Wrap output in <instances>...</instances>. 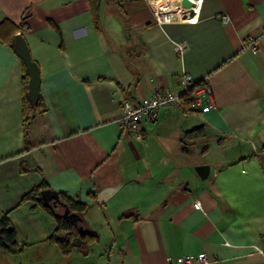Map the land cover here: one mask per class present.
Returning a JSON list of instances; mask_svg holds the SVG:
<instances>
[{"label": "crops", "instance_id": "0c3cea01", "mask_svg": "<svg viewBox=\"0 0 264 264\" xmlns=\"http://www.w3.org/2000/svg\"><path fill=\"white\" fill-rule=\"evenodd\" d=\"M154 1L0 0V218L22 247L0 250V264H167L200 253L264 264V0H191L161 24ZM17 34L44 107L26 133ZM250 37L256 54L242 49ZM183 74L206 82L213 107H162L136 140L113 93L133 104L178 94ZM197 127L203 136L187 140ZM41 183L86 205L95 242L63 254L50 240L54 217L21 201Z\"/></svg>", "mask_w": 264, "mask_h": 264}, {"label": "built area", "instance_id": "2783aa9c", "mask_svg": "<svg viewBox=\"0 0 264 264\" xmlns=\"http://www.w3.org/2000/svg\"><path fill=\"white\" fill-rule=\"evenodd\" d=\"M191 1V0H190ZM180 0H155L150 4L151 14L157 24L168 22L172 14H181L186 8L179 5ZM176 3V4H175ZM192 3V1H191ZM191 8V7H190ZM264 35V32L263 34ZM257 37L247 38L242 49L249 50L256 54L258 51ZM177 52H182L186 44L175 43ZM179 93L169 94L155 91L150 97L141 99L137 104H133L128 99H122L113 93V100L120 103L121 116L119 122L122 127L128 129L136 140H142L140 124L144 118L155 120L160 108L174 107L186 114H195L198 111L206 112L212 108L214 101L205 81L193 82L189 75L183 74L179 78ZM167 264H221L214 258H209L205 253L196 256H183L176 260L167 259Z\"/></svg>", "mask_w": 264, "mask_h": 264}, {"label": "trees", "instance_id": "16d2710c", "mask_svg": "<svg viewBox=\"0 0 264 264\" xmlns=\"http://www.w3.org/2000/svg\"><path fill=\"white\" fill-rule=\"evenodd\" d=\"M24 91L23 117L24 131L26 133L31 120L36 114L44 112V107L39 101L36 106L30 105L27 98V81L24 82ZM202 136L203 130L201 127L194 128L185 133V138L191 141ZM46 195H52L56 201L61 202L64 205L61 207L63 210L57 211L56 208L60 207L59 205L51 207V205H48L45 201H43V197ZM21 201H32L36 205L43 207V209L54 217L57 227L55 233L50 237V240L54 241L58 245L63 254L67 253L73 245L79 247L83 245L86 247L90 243L97 240V236L82 225L83 220L80 213L86 209V205L73 202L62 194L50 190L45 183H41L37 187L32 188L29 192L25 193ZM65 208L67 209V215L61 216ZM0 250L8 254H18L22 250V247H20L17 242L16 232L9 221L7 213H4L0 218Z\"/></svg>", "mask_w": 264, "mask_h": 264}, {"label": "water", "instance_id": "95a60500", "mask_svg": "<svg viewBox=\"0 0 264 264\" xmlns=\"http://www.w3.org/2000/svg\"><path fill=\"white\" fill-rule=\"evenodd\" d=\"M179 5H181V7L183 8L192 7V3L190 0H180ZM13 47L16 54L21 58L26 73L28 75V81H27L28 101L31 106H36L39 100V84H40L39 68L37 64L33 60H31L29 49L22 35L20 34L15 35L13 41ZM195 170L201 179H205L208 176L209 167L206 165L197 166ZM43 201H45L48 205H51V207H56V205H59L60 207L64 206L61 202L56 201V199L52 195L44 196ZM66 215H67V209L65 208L61 216H66ZM71 215L74 216L73 214Z\"/></svg>", "mask_w": 264, "mask_h": 264}, {"label": "bare ground", "instance_id": "6f19581e", "mask_svg": "<svg viewBox=\"0 0 264 264\" xmlns=\"http://www.w3.org/2000/svg\"><path fill=\"white\" fill-rule=\"evenodd\" d=\"M192 6H193V3H192Z\"/></svg>", "mask_w": 264, "mask_h": 264}, {"label": "rangeland", "instance_id": "374dc122", "mask_svg": "<svg viewBox=\"0 0 264 264\" xmlns=\"http://www.w3.org/2000/svg\"><path fill=\"white\" fill-rule=\"evenodd\" d=\"M170 1H172V0H170Z\"/></svg>", "mask_w": 264, "mask_h": 264}]
</instances>
